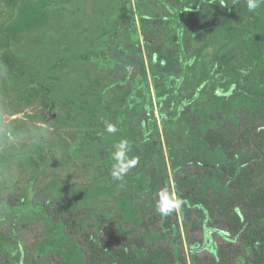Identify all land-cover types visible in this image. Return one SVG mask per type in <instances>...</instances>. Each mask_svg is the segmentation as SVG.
Masks as SVG:
<instances>
[{"label":"rangeland","instance_id":"obj_1","mask_svg":"<svg viewBox=\"0 0 264 264\" xmlns=\"http://www.w3.org/2000/svg\"><path fill=\"white\" fill-rule=\"evenodd\" d=\"M124 12L142 43L153 100L135 111L129 92L116 120V80L100 64L98 43L117 30ZM161 23L168 33L147 43L145 29ZM5 52L21 77L9 73ZM152 68L163 73L160 98ZM33 88L41 93L31 95ZM244 114L264 117V5L250 13L247 0H0V188L28 206L69 198L76 210H87L85 229L98 213L119 215L128 221L126 233L158 231L154 239L165 243L164 228L171 233L179 225L177 243L194 264L193 256L214 254L228 239L210 199L212 191L228 189L205 170L237 163L211 150L203 135L239 126ZM87 124L105 134L111 155L121 139L130 142L129 155L139 163L123 180L111 176L112 157L105 170L82 147ZM108 124L117 131L108 133ZM153 164L167 172L169 192L182 201L168 216L145 187ZM0 264H83V258L60 222L6 205Z\"/></svg>","mask_w":264,"mask_h":264},{"label":"trees","instance_id":"obj_2","mask_svg":"<svg viewBox=\"0 0 264 264\" xmlns=\"http://www.w3.org/2000/svg\"><path fill=\"white\" fill-rule=\"evenodd\" d=\"M131 18L130 13L121 14L113 24L117 30L106 34L98 43L100 64L103 69L111 71L116 80V120L121 116L122 100L129 92H135V111H141L147 102L153 100L144 50L139 37L132 32ZM166 29V23L151 31L145 29L146 42L168 33ZM3 61L9 73L20 72L21 77L22 72L11 53L5 52ZM158 74L163 73L152 68L155 94L160 98L163 92L158 85ZM144 86H148L147 92L139 93ZM40 93V88L31 91V95ZM104 112L109 116L108 111ZM240 121L239 126L230 124L220 129L209 128L203 135L211 150L220 148L228 158L237 159V163L205 170L228 189L227 193L220 190L210 193L228 239L217 245L214 254L193 256L194 264H264V117L244 114ZM168 126V123L164 124L166 133ZM80 138L82 147L90 152L93 161L108 170L112 155L105 134L87 124L80 131ZM205 163L214 166L209 161ZM168 176L153 164L147 170L146 190L152 195H158L162 189L171 191ZM6 205L34 215L51 216L60 222L77 242L83 264H188L177 243L181 236L179 225L171 227L174 235L164 228L162 234L169 241L165 243L154 239L155 235H161L158 231L153 236L134 233L132 228L130 234L126 233L122 224L128 221H122L124 218L119 215L98 213L85 229L81 220L86 219L87 210H76L69 198L52 205L30 203L28 206L23 198L6 194L0 188V207Z\"/></svg>","mask_w":264,"mask_h":264},{"label":"clouds","instance_id":"obj_3","mask_svg":"<svg viewBox=\"0 0 264 264\" xmlns=\"http://www.w3.org/2000/svg\"><path fill=\"white\" fill-rule=\"evenodd\" d=\"M261 5H264V0H247V9L250 13L255 12ZM106 131L108 133H115L117 129L112 124H108ZM131 151L132 148L127 139H121L115 144L114 151L112 152V159L115 163L111 168V176L114 180H123L124 177L127 176L139 163L138 157L129 155ZM158 197L159 199L156 205V210L161 216L173 214L181 207L182 201L167 189H162L158 193Z\"/></svg>","mask_w":264,"mask_h":264}]
</instances>
